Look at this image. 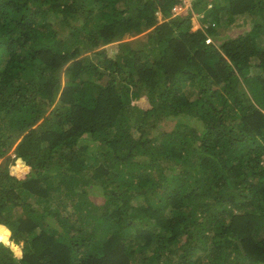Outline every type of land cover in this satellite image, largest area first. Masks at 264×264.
Listing matches in <instances>:
<instances>
[{"label": "trees", "instance_id": "16d2710c", "mask_svg": "<svg viewBox=\"0 0 264 264\" xmlns=\"http://www.w3.org/2000/svg\"><path fill=\"white\" fill-rule=\"evenodd\" d=\"M209 2L0 0V264H264V0Z\"/></svg>", "mask_w": 264, "mask_h": 264}, {"label": "rangeland", "instance_id": "374dc122", "mask_svg": "<svg viewBox=\"0 0 264 264\" xmlns=\"http://www.w3.org/2000/svg\"><path fill=\"white\" fill-rule=\"evenodd\" d=\"M205 2H207V0H204V4H203L204 9L210 8L212 4L209 2L206 5ZM177 8L178 9L181 8L180 3L175 6V9H177ZM181 11H184V10H181ZM174 16H176V15H174ZM204 16H205V11L195 12V14L192 15V17H191L192 30L195 31V30L200 29L201 27L208 26V23L203 21ZM250 24H251V22H250L249 18L244 20V17L240 16L237 20H235L234 22H232L229 25L228 29L226 28V30L222 31L220 34H225V36H226L228 31L231 32L232 34H236L238 30L242 31L245 29L246 30L249 29ZM142 38H143V35L141 34V35H135V36L129 38V40H132L136 44L135 46H139L141 44ZM105 49H106L107 55L109 53L111 56H113L117 51V44L113 43V44L107 45V46H105ZM169 123L170 124L167 125V129H171L174 126L175 121L173 120V121H170ZM8 155H12V157H14L13 150L9 151L5 156H0V166H3L6 164ZM8 162H9L8 168H10V170L15 169L16 172H19L22 169L26 168L25 163L20 159H17L15 162H13V160L11 159ZM102 200H103V198H101V197L98 198L99 202H101ZM17 246H18V248H21L23 246V242H21ZM15 250H17V249H15Z\"/></svg>", "mask_w": 264, "mask_h": 264}, {"label": "built area", "instance_id": "2783aa9c", "mask_svg": "<svg viewBox=\"0 0 264 264\" xmlns=\"http://www.w3.org/2000/svg\"><path fill=\"white\" fill-rule=\"evenodd\" d=\"M196 0H181V10H189L193 8V4L195 3ZM212 6V5H211Z\"/></svg>", "mask_w": 264, "mask_h": 264}, {"label": "clouds", "instance_id": "9594fccd", "mask_svg": "<svg viewBox=\"0 0 264 264\" xmlns=\"http://www.w3.org/2000/svg\"><path fill=\"white\" fill-rule=\"evenodd\" d=\"M180 4H181V3H180ZM211 4H212V3H211ZM182 12H183V11H181V10L178 9V8H177V9H174V14H173V16H174V15H177V14L179 15V14L182 13ZM194 14H195V13H194ZM158 15H159V19H160V21L163 22V21H164V18H163L164 16H163V14H162L161 12H159ZM201 28H203V27H201ZM208 41H210V39H209ZM20 160H21V159H20ZM9 238H10V237H9ZM10 241H11V240H10ZM12 243H13V242H11V244H7V245H10V246H11Z\"/></svg>", "mask_w": 264, "mask_h": 264}, {"label": "water", "instance_id": "95a60500", "mask_svg": "<svg viewBox=\"0 0 264 264\" xmlns=\"http://www.w3.org/2000/svg\"><path fill=\"white\" fill-rule=\"evenodd\" d=\"M11 247H12V249H18V246L17 245H15L14 243H12V245H11Z\"/></svg>", "mask_w": 264, "mask_h": 264}]
</instances>
